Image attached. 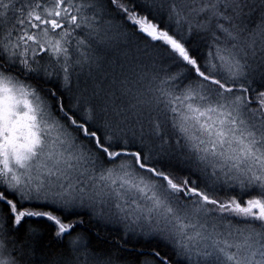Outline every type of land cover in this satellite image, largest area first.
<instances>
[{
    "label": "snow or ice",
    "instance_id": "snow-or-ice-1",
    "mask_svg": "<svg viewBox=\"0 0 264 264\" xmlns=\"http://www.w3.org/2000/svg\"><path fill=\"white\" fill-rule=\"evenodd\" d=\"M109 11L131 36L115 24L110 29L129 43L142 41L145 54L151 49L195 78L169 73L162 81L167 88L137 78L135 91L122 83L120 97L93 88L102 100L98 108L74 111L64 90L71 82L70 57L87 38L75 40L71 51L69 45L78 29L94 31L97 17ZM165 19L169 25L162 27ZM201 33L212 44L198 56L189 45ZM42 53L49 64L54 58L55 71L41 63ZM3 54L0 264H25L26 255L43 251L42 233H21L28 218L50 222L59 240L83 224L62 218L78 207L122 223L145 242L161 241L176 257H199L196 264H264V90L252 87L259 69L264 89V0H0ZM85 60L81 53L75 63ZM181 78L186 83L177 93L170 82ZM137 138L141 146L131 150ZM145 149L201 175L181 179L150 165ZM221 175L241 190L259 191L244 201L214 198L210 185ZM97 205L104 206L103 215ZM82 252L74 240L66 253L28 264H80ZM86 255L87 264H113L110 256ZM138 256L144 257L140 264H173L159 247Z\"/></svg>",
    "mask_w": 264,
    "mask_h": 264
},
{
    "label": "trees",
    "instance_id": "trees-1",
    "mask_svg": "<svg viewBox=\"0 0 264 264\" xmlns=\"http://www.w3.org/2000/svg\"><path fill=\"white\" fill-rule=\"evenodd\" d=\"M14 3L19 5V0H13ZM133 2L138 3V0H133ZM131 6V5H130ZM87 15L92 16L93 13L89 11ZM12 16V13H9V17ZM159 19V17H157ZM96 23L101 25L103 34L106 35L107 42L110 45L104 44L101 47L97 48H82L86 54H88L87 59L84 63H73L69 67L70 72V84L68 89H65V97L69 102V106L74 111H80V106L83 105L85 111L89 108H98L101 104V98L93 96V88L97 91L104 89L108 91L111 89L116 93V97H120L122 89V83L126 85L127 88H132L135 91L136 87L139 85L136 84V79L140 78L144 84H153L155 86H161L167 88V85H163L162 81L167 78L168 74L173 75L184 72L186 77L195 78L193 73L187 72L183 68L177 67L168 59H160L156 54L149 49L148 53L144 52V45L142 41L137 40L135 37L132 38L131 43L122 36H119L114 28L110 29V25L115 24L124 29V31L131 36V32L128 26H125L124 23L118 18L115 11H109L104 15L103 21L99 17L96 19ZM169 25L167 19L164 20V24L161 26ZM170 27L173 31H177L179 26L175 23H171ZM8 29V23L4 24L5 34ZM77 30V33L74 34L73 43L69 45L70 51L77 47L75 40L76 36L81 33ZM92 39H89L90 42ZM139 44V47L137 45ZM212 40L211 37L204 36L201 33L199 36L193 34L190 40V47L196 52L198 56H203L209 51V46H211ZM117 47V50H110V46ZM103 52L105 54V61L97 60L96 56L98 53ZM3 55H0V63L3 62ZM43 60L41 63L48 64L52 71H55L58 68V65H55L54 58L51 64H49L48 54L42 53ZM89 58H93L90 60ZM37 59H40L38 56ZM78 58L72 57V61H76ZM83 69V71L81 70ZM85 70V72H84ZM84 72V73H83ZM61 78L63 73L60 74ZM25 83L38 84L42 88H47L50 84L27 80L24 77H21ZM253 84L252 87L258 90H264L260 88L261 85V74L260 70L257 69L253 74ZM62 82L57 81L56 78H53L52 83ZM172 84V90L177 93L182 90V85L186 83L184 78H181L179 84L170 82ZM103 93H101V97ZM115 99V97H114ZM120 101L117 100V103ZM254 106V105H251ZM163 109V105L160 106ZM80 115H83L80 112ZM155 115V114H154ZM171 118V113H169V119ZM175 142V137L170 141ZM145 143H148L147 138H145ZM141 145L139 143V138L134 145H130L131 150H136ZM145 154L150 155V159L147 161L150 165H155L158 168L166 172H171L173 175L179 178H189L196 180L197 176L201 175L196 172L194 166L190 172L187 166L183 164L177 166L176 161H171L170 158H162L159 153L151 152L149 153L145 149ZM130 159V158H125ZM106 167H113L112 164L105 165ZM195 172V175L192 173ZM197 183L203 187V184L199 180ZM227 189V190H226ZM221 188L219 185H210V194L214 198L220 200H227L230 197L237 198L240 201L247 200L251 196H254L259 191L253 189L247 190H236L231 188ZM236 190V191H231ZM28 205H26L27 207ZM103 205H97V212L101 215L104 213L101 211ZM55 214L60 215L59 212ZM68 220H82L83 224L78 226L70 236H65L59 240L54 236V229L51 226L50 222L41 220L39 223L36 222L35 218H28L27 222L23 224L21 228V233H24L27 229L35 228L40 233H42L41 247L42 252H36L32 255H26L25 264H28V261H43L46 256L51 253L61 254L66 253L68 248L72 246V242L75 240L76 244L80 246L85 252L80 253V264H87V255L86 253L95 254L101 257H111L113 264H140V261L144 259L142 256H138L140 252H150L153 248L159 247L162 252L167 253L172 257L173 264H196L192 261H187L184 258L176 257L173 255L172 248L170 246H165L161 241L153 240L151 243L145 242L143 239H139L136 236H132L124 228V225L119 222L109 223L106 220H99L96 213H93L92 210L88 207H78L71 214L69 212H64V217ZM127 240V243H125Z\"/></svg>",
    "mask_w": 264,
    "mask_h": 264
},
{
    "label": "rangeland",
    "instance_id": "rangeland-1",
    "mask_svg": "<svg viewBox=\"0 0 264 264\" xmlns=\"http://www.w3.org/2000/svg\"><path fill=\"white\" fill-rule=\"evenodd\" d=\"M47 6H51V2H49L47 4ZM103 21V20H101ZM32 31H36L35 29H33ZM81 33H79V35L76 36V40L78 39H86V44L85 46H83L82 48H97V47H101L103 46L104 44L106 45H110L108 42H107V38H106V35L103 34V31H102V28H101V25H99V23H96L95 24V30H90V29H87V28H83V29H80L79 30ZM57 32H59V30H57ZM89 39H92L90 42ZM115 49L117 50V47L115 46H110V50H114L115 52ZM81 53H83V57L87 59L88 57V54L85 53V51L83 49H79V51L75 52L70 58L72 59V57H76V58H81ZM90 60H93V58H89ZM96 59L97 60H102V61H105V54H103V52H100L97 54L96 56ZM89 61V60H88ZM73 63H75V61H73ZM83 71V69H81ZM85 72V70H84ZM83 72V73H84ZM114 167V166H113ZM208 172L209 174L212 172V168L209 167L208 168ZM216 185H220L221 188H231V189H236V190H239V186L238 185H233V182L231 180H227V178H225L223 175H221L220 177V180L216 183ZM227 190V189H226ZM236 190H231V191H236ZM214 215H219V214H214ZM225 216H227V214H225ZM228 219H231L233 220V223H235L236 219L235 217H228ZM199 260V257H193L192 258V262L195 263Z\"/></svg>",
    "mask_w": 264,
    "mask_h": 264
}]
</instances>
